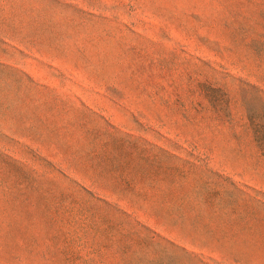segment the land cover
Instances as JSON below:
<instances>
[{
  "label": "rangeland",
  "instance_id": "374dc122",
  "mask_svg": "<svg viewBox=\"0 0 264 264\" xmlns=\"http://www.w3.org/2000/svg\"><path fill=\"white\" fill-rule=\"evenodd\" d=\"M0 264H264V0H0Z\"/></svg>",
  "mask_w": 264,
  "mask_h": 264
}]
</instances>
